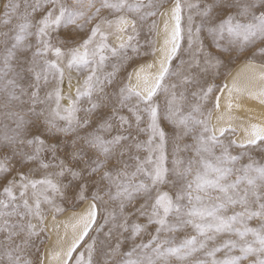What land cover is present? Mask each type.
<instances>
[{
    "label": "snow or ice",
    "instance_id": "snow-or-ice-1",
    "mask_svg": "<svg viewBox=\"0 0 264 264\" xmlns=\"http://www.w3.org/2000/svg\"><path fill=\"white\" fill-rule=\"evenodd\" d=\"M161 8L0 0V264H264V0Z\"/></svg>",
    "mask_w": 264,
    "mask_h": 264
},
{
    "label": "bare ground",
    "instance_id": "bare-ground-1",
    "mask_svg": "<svg viewBox=\"0 0 264 264\" xmlns=\"http://www.w3.org/2000/svg\"><path fill=\"white\" fill-rule=\"evenodd\" d=\"M172 3H170L166 7L162 8L160 11H163L164 9L170 8ZM157 21L159 23V29L161 30V35H162L163 23L161 22V17L159 16V13H158ZM156 39H158V37H156ZM152 59L153 58L151 57L150 59H148L147 61L142 62V63L151 62ZM244 65H245V61L239 63L228 74H231V76H237L241 82L245 81V79L248 75V71L245 69ZM242 105H243V108L252 109V114L259 115L261 113H264V105H261L258 100H253V99L245 96L242 98ZM234 114L241 116V117L246 115V113L243 110H236ZM216 116H217V113H214L213 118H212L213 123H216ZM86 208H87V202H84L77 209L68 210V211L64 212L63 214H61L57 217V223L59 224V229H58L59 236L62 237L65 234H67L69 237L71 236V234L73 233V230H74L73 226L75 225V219H73L74 214L81 213L84 210H86ZM49 219H51V217H49ZM58 234H57L56 230H53L50 234H47L48 239H47V243H46L45 247L55 248L57 238H58ZM52 264H55V261H53Z\"/></svg>",
    "mask_w": 264,
    "mask_h": 264
},
{
    "label": "rangeland",
    "instance_id": "rangeland-1",
    "mask_svg": "<svg viewBox=\"0 0 264 264\" xmlns=\"http://www.w3.org/2000/svg\"><path fill=\"white\" fill-rule=\"evenodd\" d=\"M159 2L161 3V4H163V8L164 7H166L167 5H169L170 3H172L173 2V0H159ZM162 9V8H161ZM160 9V10H161ZM159 13V12H158ZM158 13H157V17H155L154 19H157L158 18ZM147 34V32L145 31V35ZM154 39H156V37L154 36L153 37ZM203 40H204V43L206 44V45H212L213 44V41H212V38L211 37H208V36H206V35H204V36H202L201 37ZM142 44L144 43V40H143V38H141V41H140ZM223 43V42H222ZM210 50H213V51H215V49L214 48H211ZM151 58V55H149L148 57H146L144 60H141V61H139L140 63H142V62H145V61H147L148 59H150ZM245 60H244V58L243 57H241V58H239V59H235V58H233V60L230 62V63H228L227 64V66L225 67V68H222L220 71L223 73V75L221 76V79H220V82L222 83L223 82V79H224V76H226L236 65H238L239 63H241V62H244ZM129 71H131V69H129ZM65 91H67V88L65 87ZM161 106H164V104H165V97H164V95L163 94H160L159 95V98H158V101H157ZM64 103H66V102H64ZM5 124H8L9 125V127H11L12 125H11V122L10 121H7V120H4L2 117H0V134H2V132H3V126L5 125ZM235 154V153H234ZM246 162V161H245ZM37 178H39V177H37ZM84 203V202H83ZM83 203H81V202H79V201H77L75 204H69V205H62V207H64V212H66V211H68V210H75V209H77L79 206H81ZM63 212V213H64ZM62 213V214H63ZM229 214H231L230 212H229ZM59 215H61V214H58L57 215V217L59 216ZM101 224H103V220H100L99 221ZM258 223H259V221L258 220H256V219H253V220H251V221H249V226H251V227H256L257 225H258ZM106 230V229H105ZM92 236H97V235H99V233H97V232H95V231H93L92 233ZM194 234V232H193V230L191 229V228H188V229H185L184 231H182V232H180V233H178L177 234V241H179V240H181V239H184L186 236H191V235H193ZM47 235V234H46ZM47 239H48V235H47ZM220 239H223V237H221ZM85 240H88V238L86 237L85 238ZM46 243H47V240H46ZM84 242H82V244H83ZM46 245V244H45ZM41 251L43 252V248L41 249ZM76 255V253H74V256ZM220 254H218V256H219ZM173 264H176V261L173 259Z\"/></svg>",
    "mask_w": 264,
    "mask_h": 264
}]
</instances>
